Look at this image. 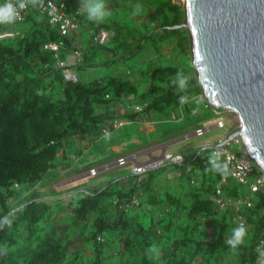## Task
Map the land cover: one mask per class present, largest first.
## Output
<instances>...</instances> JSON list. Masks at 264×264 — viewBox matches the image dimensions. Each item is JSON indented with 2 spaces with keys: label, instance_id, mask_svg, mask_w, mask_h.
<instances>
[{
  "label": "trees",
  "instance_id": "obj_1",
  "mask_svg": "<svg viewBox=\"0 0 264 264\" xmlns=\"http://www.w3.org/2000/svg\"><path fill=\"white\" fill-rule=\"evenodd\" d=\"M86 1L66 0L70 11L80 10L78 29L66 35L34 4L22 21L0 18V32L17 33L0 39V264H252L264 228V188L252 193L228 174L218 194L224 167L210 162L207 149L184 164L154 169L144 174L146 179L130 174L129 186L117 177L96 187L80 182L67 202L55 190L46 199L35 188L65 169L77 171L80 163H74L79 156L102 153L105 145L98 143L126 125L104 133V128H112L113 119L126 123L149 116L173 119L183 99L204 96L193 62L189 67L157 66L145 81L130 80L126 76L130 70L94 79L77 73L76 80L67 79L66 69L77 72L78 67L97 65L96 49L111 52L128 42L120 31L126 26L112 18L100 19ZM122 1L118 4L125 6L129 0ZM130 1H139V11L147 16L144 25L149 33L142 34V41L153 37L158 52L172 43L192 61L189 32L174 27L185 21L184 4ZM102 28L114 32L106 45L95 41ZM80 30L89 34L90 48L82 50V60L75 65L67 64L62 50L57 56L46 47L62 41L66 49L76 50ZM112 40L118 41L116 46L109 45ZM142 47L139 42L130 55ZM59 57L66 65H57ZM83 61L89 64L82 65ZM125 97L143 109L121 110L116 102L119 105ZM100 104L110 109L97 111ZM96 141L97 149L85 150ZM169 167L180 170L174 190L171 181L159 182ZM218 197L250 198L253 204L221 207ZM246 235L250 250L240 255L235 240Z\"/></svg>",
  "mask_w": 264,
  "mask_h": 264
},
{
  "label": "water",
  "instance_id": "obj_2",
  "mask_svg": "<svg viewBox=\"0 0 264 264\" xmlns=\"http://www.w3.org/2000/svg\"><path fill=\"white\" fill-rule=\"evenodd\" d=\"M192 62L206 99L233 112L236 139L264 168V0H184ZM201 152V151H200Z\"/></svg>",
  "mask_w": 264,
  "mask_h": 264
},
{
  "label": "rangeland",
  "instance_id": "obj_3",
  "mask_svg": "<svg viewBox=\"0 0 264 264\" xmlns=\"http://www.w3.org/2000/svg\"><path fill=\"white\" fill-rule=\"evenodd\" d=\"M119 2L121 3L123 1L122 0L120 1L119 0H87L85 2V5L91 7V9H97L98 17L100 19H107L110 21V19L112 18L111 20L114 19L118 20L120 22V25L126 26L125 30L124 29L120 30L122 34L125 35L123 37L120 36V38L122 37V39L128 40V42L127 43L125 42L124 45L118 47L117 49L111 52L110 50L103 51V49H96L97 52L96 56L98 57V59L94 60V64L97 65L89 68L78 67L77 73L81 77L85 79H94L97 77L105 76L107 74H111L113 72L124 74L125 72H127V70H130V74L126 75L129 77L130 80L136 81V79L139 78L142 81H145L147 77H149L150 73L154 71L157 66L174 65L179 67H189L192 61L186 53L181 52L179 46H176L172 43L170 45L167 44L166 46H164V48L161 47L163 50L161 49V51L158 52L154 47V43L152 39L153 37L149 38L148 40L142 41L143 40L142 34L149 32L147 31L146 26L144 25L145 21H147V16L145 12L139 11L142 9V8L139 9L141 4L139 3V1H137V3L135 2L131 3V1L129 0L127 2L128 4L125 6L119 5L118 4ZM177 2L185 4L184 0H179ZM80 32H82V36L78 41L81 42L82 47L84 48L85 51H87L90 48V39H89L90 36L87 33V31L82 30ZM130 32H135V34H131ZM139 42H143V47L140 50L134 52L133 55H130V52L135 50L136 45ZM117 43H118L117 40H112V42L109 45L113 47L116 46ZM62 52H63V58L67 62V64L75 65V62L77 60V55L73 52V50H69L68 48L67 49L65 48L62 49ZM128 54L130 56H127ZM105 57H107L110 60L113 59V61L109 64H104L103 61L108 60ZM86 64L89 63H87V61L82 62V65H86ZM70 71H73V69H70ZM183 83L184 80L181 81V86H183ZM197 96L198 95H196V97ZM202 97L204 100L201 101L200 104H197L198 111L196 108L194 109V112L195 113L198 112V113L194 114V116H191V118L189 117V120H187V122L194 123L196 121L195 123L206 125L205 128H208L209 130L207 129V131L204 134H202V136L197 137L195 140H193V142L211 143L219 138L227 137L232 132H234L235 129L239 128L240 123L233 112L220 109L219 112L217 113L215 112L213 107L207 108L205 106L206 104L205 96ZM195 101L198 102L197 100L194 99L193 101L194 105H195ZM181 103L183 104V102ZM116 106L118 107L117 102H116ZM183 107L184 109H186L185 105ZM96 109L97 111H104L110 109V106L107 107L104 104H100L97 105ZM220 120L224 122V127H219L217 125L218 121ZM213 125L215 127L211 129L210 126ZM127 128L128 126H126L124 130H121L119 134L126 131ZM175 147L177 146H173L171 149H174ZM227 148L237 153H241L244 150L242 143L236 142L235 140L228 143ZM200 150L201 148L197 149L198 152ZM189 152L192 153L195 151L192 148L182 149V153L185 156L190 154ZM119 160L120 158L117 160V163H119L122 166H124L127 163L126 158L124 163H121ZM88 169L90 170L91 168ZM125 169L127 168L121 167L115 169L113 171L116 174L115 177H117L118 179L122 178L123 180L125 179L123 178L124 176H127V178L128 176L129 178L132 177L131 175L134 173L132 172V174L130 175V173H127ZM92 170H90L91 176H89L87 180H85L88 181V183H90L91 180H95L96 178H102V174L98 172V169L93 168ZM166 172H167L166 175L167 177L168 170ZM77 175H78V171L65 169L63 170L61 176L57 177L52 181L45 183L43 186L37 185L35 188L38 189L42 194L46 195V199L52 198L49 193L50 191L55 190L56 192L60 193V196L63 197L65 202H67L71 194L76 192V190H72V188L75 184H78L76 180H78L79 177H77ZM111 176L112 175H110V177ZM166 177L162 179L163 181L162 184H167ZM253 177L254 176H252V178ZM176 183L177 181L172 182L170 186L172 190L175 189L174 184ZM24 193H28L27 190H25ZM249 236L250 235H246L241 239L236 238L235 240L236 253H240V255H244L248 253L251 246Z\"/></svg>",
  "mask_w": 264,
  "mask_h": 264
},
{
  "label": "built area",
  "instance_id": "obj_4",
  "mask_svg": "<svg viewBox=\"0 0 264 264\" xmlns=\"http://www.w3.org/2000/svg\"><path fill=\"white\" fill-rule=\"evenodd\" d=\"M34 4L38 9L46 14L50 22L58 26L63 35L68 34L70 31L78 29L77 16L80 13V10L70 11L69 5L66 0H0V18H12L17 21H22L25 17L26 12L30 9L31 5ZM17 33L12 30H5L0 32V39L13 37ZM114 35L113 31L100 29L95 36V41L100 44H108ZM47 48H50L54 51H57V56L59 52L65 48L64 42L60 41L58 43H49L46 45ZM77 61L76 63L82 60V53L77 50ZM57 65L64 66L66 62L63 61L60 57L57 62ZM67 79H77V75L66 69L65 71ZM205 96V95H204ZM130 98L125 97L119 101L118 107L122 110L125 108H130L132 110L141 111L143 106L135 102H129ZM206 104L205 106L213 107L215 112H219L220 108L213 106L205 97ZM128 101V102H127ZM127 102V104H126ZM126 124V120L121 118H115L112 122V128H104L103 132L109 134L112 130H116ZM217 125L219 127H224L223 121H218ZM207 131V128H198L197 134L202 135ZM229 136V135H228ZM227 136V137H228ZM227 137L219 138L208 145L206 148L205 156H207L212 164H221L224 167L221 176L220 188L218 189V194H222L221 186L226 183L227 175H231L233 178L238 180L241 184H244L249 187L252 193L257 192L264 188V168L256 164L247 151L243 150L241 153L231 151L227 148L228 144H225V139ZM236 142L240 140L236 139ZM241 143V142H240ZM243 146V145H242ZM203 149V150H204ZM202 150V151H203ZM184 154L180 152H168L165 151L161 156H151L145 161L136 162L132 167V172L135 175H144L154 169L160 168L167 164H184L187 160ZM121 163H124L125 158H120ZM190 171V167L187 168ZM94 171V170H92ZM252 176L254 178L252 179ZM217 202L221 207H226L231 204H245L247 206H252V199H223L222 197L217 198ZM264 214V209H263ZM240 219V217L238 218ZM256 260L252 264H264V228L262 234L259 238V241L256 245Z\"/></svg>",
  "mask_w": 264,
  "mask_h": 264
},
{
  "label": "crops",
  "instance_id": "obj_5",
  "mask_svg": "<svg viewBox=\"0 0 264 264\" xmlns=\"http://www.w3.org/2000/svg\"><path fill=\"white\" fill-rule=\"evenodd\" d=\"M82 31V30H80ZM77 33V38L75 39L74 45L77 46L76 50L73 52L76 54V51L79 50L83 53V47L81 42L78 40L82 36V32ZM83 55V54H82ZM77 61V60H76ZM76 63V62H75ZM73 73L77 74V72L73 69ZM182 86L180 85V88ZM199 97V98H198ZM201 97V98H200ZM195 101V105L193 101ZM202 95L189 96L182 100L183 104H181L177 109L173 111V119H162L154 118V116L149 117H138L133 121H127L126 125L113 132V134L107 139H102L98 145L104 144L105 150L100 154H90L88 158H84L83 156H79L74 165H78L80 163V168L75 169L78 171L76 180L78 183H88L87 178L91 176L90 170L93 168L98 169V172L102 174V178H96L95 180H91L89 185L90 187H96L99 183H105L110 181L113 177H115V172H113L117 168L126 167L125 169L127 173L132 174V167L136 162H142L150 158L151 156H161L165 151L168 152H180L182 153V149L192 148L195 152H192L185 156L188 161L192 160L193 156L199 154L204 148H206L211 143L207 142H193L197 137L202 136L197 134L198 128L206 127L204 124H191L188 123L189 120L188 112L190 109L193 114H197L194 112L196 108L198 111V105L201 101H203ZM186 109H184V106ZM197 105V106H196ZM191 118V117H190ZM128 126L126 131L119 134L121 130ZM209 126V125H208ZM131 127V128H130ZM211 129L215 126H210ZM208 129V128H207ZM209 130V129H208ZM86 145V143H85ZM90 146L85 150L94 149L97 146V141L95 143H90ZM173 146H177L174 149H171ZM100 147V150H103ZM201 148L198 152L197 149ZM97 149V148H96ZM197 151V152H196ZM84 153V152H83ZM183 154V153H182ZM126 158L127 163L122 166L117 163L119 158ZM143 158V159H142ZM83 159H85L83 161ZM88 168H91L90 170ZM168 176L166 181H179L180 180V170L173 169V167H169ZM110 175H112L110 177ZM133 175V174H132ZM144 179L147 178L146 175L142 176ZM93 178V177H92ZM125 178L122 184L129 186L132 182V178L128 176H124ZM164 178V177H163ZM159 179L160 183H162V179ZM173 180V181H172Z\"/></svg>",
  "mask_w": 264,
  "mask_h": 264
},
{
  "label": "bare ground",
  "instance_id": "obj_6",
  "mask_svg": "<svg viewBox=\"0 0 264 264\" xmlns=\"http://www.w3.org/2000/svg\"><path fill=\"white\" fill-rule=\"evenodd\" d=\"M236 116H237V114H236Z\"/></svg>",
  "mask_w": 264,
  "mask_h": 264
}]
</instances>
